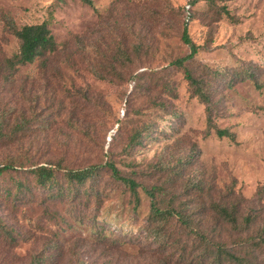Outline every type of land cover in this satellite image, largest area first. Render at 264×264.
I'll list each match as a JSON object with an SVG mask.
<instances>
[{
  "label": "rangeland",
  "instance_id": "1",
  "mask_svg": "<svg viewBox=\"0 0 264 264\" xmlns=\"http://www.w3.org/2000/svg\"><path fill=\"white\" fill-rule=\"evenodd\" d=\"M192 1L0 0V68L18 49L11 23L46 22L56 42L11 81L0 74V124L22 115L32 127L0 139V166H14L0 174V232L14 239L0 235V264H215V244L243 264H264V0H226L228 16L200 1L187 16ZM183 28L199 46L189 68L210 84V128L170 65L189 53ZM46 162H112L137 184L138 207L106 173L90 196V182L79 189L64 170L53 187H37L28 168ZM58 189L73 199H49ZM151 190L173 197L206 241L149 226ZM213 203L252 225L227 226Z\"/></svg>",
  "mask_w": 264,
  "mask_h": 264
},
{
  "label": "trees",
  "instance_id": "2",
  "mask_svg": "<svg viewBox=\"0 0 264 264\" xmlns=\"http://www.w3.org/2000/svg\"><path fill=\"white\" fill-rule=\"evenodd\" d=\"M87 5H92L91 0H81ZM203 2L206 6L214 10L217 14L225 13L229 15V10L224 3L226 0H194L189 2L187 5L186 15L191 16V4L197 2ZM9 32L18 41V49L10 57L4 60L2 67L0 68V74H3L5 79L9 82L12 80L13 76L19 70V68L32 64L36 60L42 58L46 54H50L56 49V42L54 36L47 25L46 22L34 23V24H24L21 26H16L11 23L8 26ZM181 39L184 44L188 45L189 53L183 57L176 58L170 62V65L175 69L182 70L189 87L191 88L192 95H194L203 105L206 112V122L207 128L212 127V115H213V104L211 100V95L208 90L209 81L202 78L196 77L189 68L190 61L194 58L198 51L199 46L196 45L189 37L186 28H183ZM162 105V104H161ZM19 119L14 122L13 126H4L0 124V139L10 140L15 135L21 134L28 131L30 124H27L26 120L22 115L18 116ZM148 128V127H147ZM143 129L135 131L130 136V142L135 143L139 141L140 136H142ZM209 130L206 131L208 135ZM215 133L219 137H229L234 139L233 135L226 129H217ZM14 168L13 165L5 164L0 166V174L6 170ZM64 170L67 182L69 184L75 185L79 189L84 187L86 183L90 182L89 189L92 192H87L88 195H93L94 188L93 183L99 180L104 173H106L113 181H118L127 186L129 191L134 197V210L138 207L139 199L137 196V184L134 180L124 177L120 174L118 169L112 162H105L103 164H90L83 168H64L62 165L52 162L32 164L28 171L31 173L34 184L40 188L53 187L55 183V172ZM22 184H18L17 189H19ZM84 190H87L84 188ZM80 192V190H78ZM78 194V193H76ZM70 195V196H69ZM69 195L63 192V190L58 189L55 193L49 195V199H73L72 193ZM150 198L149 214L147 219V224L154 227L156 232H163L164 230L169 231L171 235L172 231L179 232V230H189L190 233L197 235L201 241H206V238L200 232L193 229L190 224V219L182 214L180 209L176 206L175 201L172 198H165V195L157 190L148 191ZM211 208L215 214L224 222L226 225H230L233 229H241V231L247 230L252 225V220L247 216L243 218V223L241 226L238 224V217L236 210L228 205H220L213 203ZM1 223V222H0ZM4 225V224H3ZM227 225V226H228ZM177 228V229H176ZM7 238L10 243H13L14 239L11 236V232L8 230L4 233L0 232V235ZM264 245V240H262ZM216 251L214 252L213 263L223 264V260L229 261L230 264H243V260L236 256L233 252H230L226 247L215 244ZM213 249L212 247L209 248ZM32 259V258H31ZM43 257H36L28 264H43Z\"/></svg>",
  "mask_w": 264,
  "mask_h": 264
}]
</instances>
